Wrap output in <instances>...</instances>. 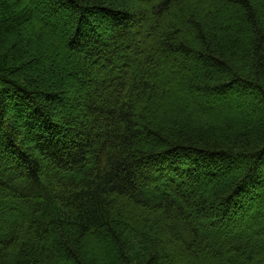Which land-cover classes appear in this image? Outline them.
Masks as SVG:
<instances>
[{
	"label": "trees",
	"instance_id": "obj_1",
	"mask_svg": "<svg viewBox=\"0 0 264 264\" xmlns=\"http://www.w3.org/2000/svg\"><path fill=\"white\" fill-rule=\"evenodd\" d=\"M0 264H264V0H0Z\"/></svg>",
	"mask_w": 264,
	"mask_h": 264
}]
</instances>
